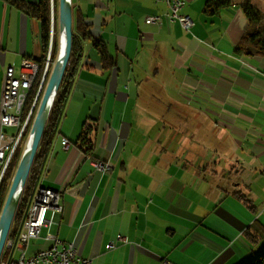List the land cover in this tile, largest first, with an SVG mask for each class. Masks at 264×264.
<instances>
[{
    "label": "crops",
    "instance_id": "obj_1",
    "mask_svg": "<svg viewBox=\"0 0 264 264\" xmlns=\"http://www.w3.org/2000/svg\"><path fill=\"white\" fill-rule=\"evenodd\" d=\"M185 1L189 32L167 21L164 2L72 0L90 39L37 185L62 194L49 234L92 264H247L264 248V209L255 205L264 196V57L236 53L248 27L239 6L210 16L208 0ZM39 3L0 0V102L8 67L18 74L24 60L44 59L41 23L25 8ZM155 16L161 24L146 21ZM87 127L89 152L80 141ZM100 162L110 170L96 169ZM205 177L218 192L199 223L184 212ZM44 232L32 254L53 245Z\"/></svg>",
    "mask_w": 264,
    "mask_h": 264
},
{
    "label": "built area",
    "instance_id": "obj_2",
    "mask_svg": "<svg viewBox=\"0 0 264 264\" xmlns=\"http://www.w3.org/2000/svg\"><path fill=\"white\" fill-rule=\"evenodd\" d=\"M156 1L164 2L168 5L169 12L165 16L168 22H178L188 32L193 28V20L190 16L183 13L186 6L185 0ZM51 2L53 4V0ZM146 21L152 25H159L162 22V17H149ZM53 22L54 13L51 18V32ZM51 48L50 42L49 53L45 57V74L49 67ZM39 72L40 65L31 60L23 61L18 74L12 66L5 70L0 102V187L32 116L33 108L24 121L28 98L35 86ZM43 84L44 77L41 81L39 93ZM7 129H15V131L11 134L6 131ZM70 145V142L66 139L62 142L65 151L70 149ZM95 167L102 172L110 170V166L102 162L96 163ZM61 199L62 194L59 190L35 186L27 207L22 212L19 227L15 229L14 234L10 237L11 227L0 258V264H92L91 259L79 257L72 244L65 243L49 234L50 227L63 212ZM45 229L48 230L45 239L53 241V245L48 249L28 255V249L31 244L42 238V233Z\"/></svg>",
    "mask_w": 264,
    "mask_h": 264
},
{
    "label": "trees",
    "instance_id": "obj_3",
    "mask_svg": "<svg viewBox=\"0 0 264 264\" xmlns=\"http://www.w3.org/2000/svg\"><path fill=\"white\" fill-rule=\"evenodd\" d=\"M233 6L235 7L239 6L248 20V27L242 37L240 47L236 49V53L246 54L249 56L260 55L264 57V15L259 9L254 7V5H252L251 2L245 0L239 4H236L234 3V0H208L206 3L204 12L207 15L215 16L221 11L229 9ZM25 8L28 14L38 19L41 23V39H42L43 50H44V59L39 63L40 72H39L37 81L35 83V86L33 87L30 93V96L28 98L24 121L27 118L31 109L33 108L32 116L28 123V127L24 133L22 141L19 144L18 148L16 149V152L10 162V165L7 168V171L4 175V178H3V181L0 187V215L2 213L8 193L10 191L12 180L15 175V170L21 159L22 148H23L22 145L27 138L28 131L31 127L33 118L37 112L40 101L42 99V96L44 93V87H45L44 84L46 85V82H45L43 84L42 90L39 93L40 85L42 81L41 72L43 71L44 66H45V57L49 51L50 41H51L50 0H40V3L37 6H27ZM54 9H55V14H54L55 26L54 27H55V30L57 31V23H58V18H59L58 17V0H54ZM73 32H74L73 48H72L70 63L65 73L59 93L54 102L53 108L51 110V113H50V116L47 122V126L45 129L42 141L40 143L39 150L37 152L35 161L33 163L28 181L26 183V186L23 192L22 199L18 205L16 214L14 217V223L12 225L10 237L14 234L15 229L19 227L21 217H22L21 216L22 212L27 207L31 193L39 181L42 161H43V158L46 152L45 147H46V144L51 141L52 134L54 133L60 121L61 113L63 112V108H64V105L67 99L68 90L70 89L72 75L75 71V64L77 62V58L80 57L82 53V45H83L82 42L84 40L90 39L88 26L85 24L84 19L81 18V16L78 14L74 6H73ZM58 44H59V41L55 34V36H53V42H52V53H51L52 58H55V56L57 55ZM92 44L99 51L101 62L104 68L106 69L113 68L115 65L114 59L108 54L102 42H99L97 39H93ZM90 134H91V127H87L83 135L80 137V141L82 142L83 145H85L87 152L90 151V147L92 146V142L89 137ZM237 197L245 201V198L241 194L237 193ZM247 264H264V249L259 253L258 256H256L252 261H250Z\"/></svg>",
    "mask_w": 264,
    "mask_h": 264
},
{
    "label": "water",
    "instance_id": "obj_4",
    "mask_svg": "<svg viewBox=\"0 0 264 264\" xmlns=\"http://www.w3.org/2000/svg\"><path fill=\"white\" fill-rule=\"evenodd\" d=\"M58 17L59 54L57 61L50 79L46 84L37 112L33 118L27 138L26 151L14 176L4 208L0 215V258L14 221L18 203L39 150L51 110L71 59L74 37L72 0H59Z\"/></svg>",
    "mask_w": 264,
    "mask_h": 264
},
{
    "label": "rangeland",
    "instance_id": "obj_5",
    "mask_svg": "<svg viewBox=\"0 0 264 264\" xmlns=\"http://www.w3.org/2000/svg\"><path fill=\"white\" fill-rule=\"evenodd\" d=\"M242 2L245 1V0H241ZM249 2L252 3V5H254V7H256L257 9H259L263 15H264V0H247ZM50 6H51V18H52V14L54 13L55 14V9H54V0H53V4L50 0ZM58 15H59V0H58ZM242 15L245 17V14L242 12ZM59 21V20H58ZM55 22V21H54ZM54 22L52 23L53 26H52V42H53V36H55L56 34V37L59 41V22L57 23V31L55 30V24ZM246 22L247 20L245 19L244 21V27L246 26ZM237 21L235 23V25L237 26ZM51 42V41H50ZM52 45V43H51ZM49 53V52H48ZM51 53H52V48H51ZM58 54H59V44H58V52H57V55L55 56V58H52L51 54H50V58H49V67H48V70H47V73L45 74V66H44V69L43 71L41 72L42 73V79L44 77V83L48 82V80L50 79V76L52 74V71L54 69V66H55V63L57 61V57H58ZM46 64V63H45ZM46 75V76H45ZM44 90L46 88V85L44 84ZM30 130V129H29ZM6 131H9V133L13 134V132L15 131V129H7ZM28 135H29V131H28ZM28 135H27V138H28ZM27 138L26 140L24 141L23 143V148H22V155H21V159L19 161V164L15 170V174L20 166V163L22 161V158H23V155L26 151V147H27ZM194 172V171H193ZM15 176V175H14ZM14 179V178H13ZM196 179V175L194 174V177H193V181ZM207 179H210V178H204L203 180H200V181H197L195 183V186H193V189H192V192L194 193L193 194V200H194V205H193V210L190 211V212H184L185 213V217L188 219V218H192L194 219L196 222H204L206 219L205 217L207 215H209V212L207 211L206 207H207V196L208 194L210 193L211 189L213 190L214 189V194H217L218 192V187L214 188L211 186V184L209 183L208 184V180ZM13 181V180H12ZM28 181V180H27ZM212 181V184L214 183L213 180ZM12 185V184H11ZM218 186H219V182H218ZM25 189V188H24ZM255 205H262V209H264V196L262 195H258L257 197V200L255 201ZM197 210V211H196ZM196 211V212H195ZM195 212V213H194ZM194 213V214H193ZM264 213V212H263ZM16 214V213H15ZM212 217L210 216V219H209V225H212ZM14 222V221H13ZM44 230H43V233H42V238H44ZM34 243V242H33ZM263 245V244H261ZM40 249V246L38 244H33L31 245V247L28 249V255H31L33 252L37 251ZM264 249V248H263ZM259 255V254H258ZM257 255V256H258Z\"/></svg>",
    "mask_w": 264,
    "mask_h": 264
}]
</instances>
